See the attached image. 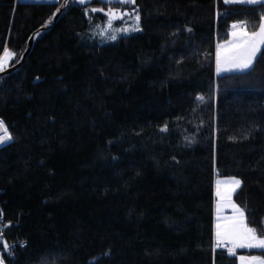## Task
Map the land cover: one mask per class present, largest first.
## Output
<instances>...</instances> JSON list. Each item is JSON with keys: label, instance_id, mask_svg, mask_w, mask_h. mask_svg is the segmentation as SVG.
<instances>
[{"label": "trees", "instance_id": "1", "mask_svg": "<svg viewBox=\"0 0 264 264\" xmlns=\"http://www.w3.org/2000/svg\"><path fill=\"white\" fill-rule=\"evenodd\" d=\"M113 6L138 7L141 30L102 44V0H0V55L20 64L0 72V205L26 244L5 264H238L212 250L215 181H242L233 200L264 234V46L221 75L215 50L264 5Z\"/></svg>", "mask_w": 264, "mask_h": 264}, {"label": "snow or ice", "instance_id": "2", "mask_svg": "<svg viewBox=\"0 0 264 264\" xmlns=\"http://www.w3.org/2000/svg\"><path fill=\"white\" fill-rule=\"evenodd\" d=\"M91 0H77V3L85 5ZM224 4H249L264 5V0H223ZM106 5L101 8H91L92 13H103L106 17V23L98 25L101 35L110 41H116L119 33H128L131 31H140L141 16L139 8L133 11H126L120 6L136 5V0H104ZM60 9H57L59 12ZM89 14V9H85V15ZM132 19V25L123 27H114L117 20L124 21L125 18ZM230 39L216 45L215 70L219 75L222 72H249L255 67L257 54L264 46V13L259 16L258 27L255 30H249L246 21H235L230 25ZM190 31V29H189ZM15 56L7 46L3 48V54L0 55V72L4 71L9 61ZM203 99V97H199ZM161 131H167L165 125ZM13 139L5 122L0 119V144H4ZM242 181L235 176L215 181V225L213 234L212 250L226 249L230 256L236 257L237 249H260L264 250V234L258 231L257 227L250 225L248 214L245 207H241L233 200V195L241 187ZM230 209V215H224V211ZM3 212L0 211V217ZM5 224L4 227H10ZM3 233L0 231V238ZM25 245L21 244V247ZM11 246L3 243V248L8 250ZM11 254V253H9ZM238 264H264V255H239L236 257ZM0 264H5V259L0 256Z\"/></svg>", "mask_w": 264, "mask_h": 264}, {"label": "rangeland", "instance_id": "3", "mask_svg": "<svg viewBox=\"0 0 264 264\" xmlns=\"http://www.w3.org/2000/svg\"><path fill=\"white\" fill-rule=\"evenodd\" d=\"M21 1H23V2H54V1H60V0H21ZM93 0H91V2H92ZM102 1H104V0H102ZM76 2H77V0H76ZM90 2V3H91ZM79 4V3H78ZM87 4H89V3H87ZM81 5V4H80ZM86 5V4H85ZM127 11V10H126ZM104 23H106V17H105V21H103V22H98V23H95V24H92V26L90 27V29L88 30V32H89V38H95V39H92V40H95V41H97L98 40V42L99 43H108V42H113V41H110V40H108V39H106V37L105 36H103V35H101V33H100V29L97 27L98 25H103ZM132 19L131 18H128V17H126L125 18V20L124 21H120V20H117V21H115V23H114V27H123V26H126V25H132ZM134 32H139V31H131V32H128V33H119L118 34V37H120V36H122V35H127V34H132V33H134ZM88 34V33H87ZM229 39V38H228ZM222 42H224V41H222ZM221 42V43H222ZM14 58V57H13ZM12 58V59H13ZM12 59L9 61V63H8V65H7V67H6V69L10 66V62L12 61ZM234 197V196H233ZM248 251V250H247ZM250 251V250H249ZM255 251V250H254ZM250 255H255V254H250Z\"/></svg>", "mask_w": 264, "mask_h": 264}, {"label": "built area", "instance_id": "4", "mask_svg": "<svg viewBox=\"0 0 264 264\" xmlns=\"http://www.w3.org/2000/svg\"><path fill=\"white\" fill-rule=\"evenodd\" d=\"M231 31V28L227 29V32L229 33ZM0 211L3 212V216L0 217V231H2L3 233V236L2 238H0V256H3L4 258L5 257H11L13 256L17 250L19 249H23L26 244L23 243L22 241H16V240H12V241H9L6 237V234H5V227H4V223H5V215H4V211L0 205ZM4 242H7L11 247L8 249V250H5L3 248V243ZM21 244L25 245L24 247H21ZM220 249H223V248H220ZM11 253V254H9Z\"/></svg>", "mask_w": 264, "mask_h": 264}, {"label": "crops", "instance_id": "5", "mask_svg": "<svg viewBox=\"0 0 264 264\" xmlns=\"http://www.w3.org/2000/svg\"><path fill=\"white\" fill-rule=\"evenodd\" d=\"M229 39H230V37H229ZM223 43V42H222ZM263 47V46H262ZM262 49V48H261ZM215 54H216V50H215ZM259 54V53H258ZM257 54V55H258ZM226 73H232V72H222V73H220L219 75H221V74H226ZM217 179H225V178H217ZM216 179V180H217ZM214 194H215V191H214ZM234 196V195H233ZM215 203H216V199H215ZM231 214V211H230V209H226L225 211H224V215H230ZM214 225H215V205H214ZM245 250H248V249H237L236 250V255H237V257L239 256V255H243V254H239V252L240 251H245ZM262 251V250H260V249H252L251 251ZM249 251V250H248ZM255 255H257V254H255Z\"/></svg>", "mask_w": 264, "mask_h": 264}, {"label": "water", "instance_id": "6", "mask_svg": "<svg viewBox=\"0 0 264 264\" xmlns=\"http://www.w3.org/2000/svg\"><path fill=\"white\" fill-rule=\"evenodd\" d=\"M67 2H68V0H64V3H67ZM19 65H20V64L15 65V66H13V67L7 69L6 72H11V71H13V70L16 69ZM0 145H2V144H0Z\"/></svg>", "mask_w": 264, "mask_h": 264}]
</instances>
